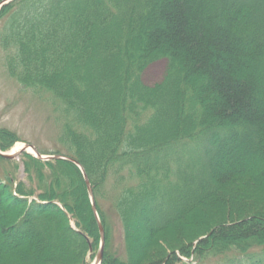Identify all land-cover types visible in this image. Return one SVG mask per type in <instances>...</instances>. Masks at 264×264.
<instances>
[{
	"label": "trees",
	"instance_id": "obj_1",
	"mask_svg": "<svg viewBox=\"0 0 264 264\" xmlns=\"http://www.w3.org/2000/svg\"><path fill=\"white\" fill-rule=\"evenodd\" d=\"M0 51L56 114L60 148L37 151L83 167L100 264H171L195 237L201 256L264 264L249 253L264 249V0H12ZM161 59L162 79L143 83ZM6 131L0 151L17 140ZM19 156L21 177L0 156V264H85L100 234L82 172ZM212 199L215 216L183 234Z\"/></svg>",
	"mask_w": 264,
	"mask_h": 264
},
{
	"label": "rangeland",
	"instance_id": "obj_2",
	"mask_svg": "<svg viewBox=\"0 0 264 264\" xmlns=\"http://www.w3.org/2000/svg\"><path fill=\"white\" fill-rule=\"evenodd\" d=\"M2 56L0 51V133L6 134V130H8L12 132L9 136L17 139L9 148L2 150V152L7 153L18 145L22 148L25 144L38 146L40 149L49 151L58 148L59 144L57 143V127L55 121L56 114H54L55 112L52 109V105L47 101L40 100L28 90L23 89L13 79L6 76L4 67L2 66ZM165 68L166 61L163 59L149 64L142 72L143 83L152 85L159 82L164 75ZM23 153L33 155L31 151H22L20 154ZM19 157L20 156L15 158V162L18 163L17 174L21 177L24 171L23 162ZM225 196H227V192H225L223 197ZM215 202L216 201L212 199L201 209V213L198 212V214L195 215L193 222L189 220L188 223L190 222V225L187 223L186 226H184L185 230L183 232L185 233L183 234L190 233L191 229H193L192 227L199 225V221L204 220L207 216H215V213L218 211L217 207L214 209V206H212ZM197 208L200 209L199 206ZM185 222H187V220ZM117 230L118 228L116 225L112 236V242L115 244L112 248V252L119 251L122 247L121 236L117 234ZM189 236H192V234H189ZM189 236H184L180 243L186 244L188 240L187 237ZM202 238L203 237L192 238L193 241H191L189 245V257H183L179 250L176 249L177 246L171 251L167 250L169 254H171V264H246V261L242 259L243 255L234 256V254H230L232 252L220 256H208V254L205 256L199 255L195 250H197V244ZM99 248L100 245L97 250L91 249L88 252L85 258V264H94ZM262 250L264 249L257 246L251 249L249 253L258 254V251L262 252ZM259 254L260 256H258L264 261L262 253Z\"/></svg>",
	"mask_w": 264,
	"mask_h": 264
},
{
	"label": "water",
	"instance_id": "obj_3",
	"mask_svg": "<svg viewBox=\"0 0 264 264\" xmlns=\"http://www.w3.org/2000/svg\"><path fill=\"white\" fill-rule=\"evenodd\" d=\"M9 1H12V0H1L0 1V7L2 5H4V4L8 3ZM22 151L23 152L31 151L33 153V155H35L36 157H38L40 159H44V160H47V159H50V158L65 159V160L70 161L71 163H73L74 165H76L80 169V171L83 174L84 181H85L88 193H89L90 201H91V204H92V210L94 212L95 218H96L97 223H98L99 234H100V248H99V252H98V254H97L96 258H95L94 264H100L101 256H102V252H103V245H104V231H103V228L101 226L99 217H98L97 212H96L91 185L89 183V180H88V178H87V176H86L81 164L77 160H75V159H73L71 157H67V156H62V155H41L37 151L35 146L29 145V144H25L21 148V150L18 151L17 153L9 154V153H5V152L0 151V156L5 157V158L15 159L16 157H18L20 155V153Z\"/></svg>",
	"mask_w": 264,
	"mask_h": 264
},
{
	"label": "bare ground",
	"instance_id": "obj_4",
	"mask_svg": "<svg viewBox=\"0 0 264 264\" xmlns=\"http://www.w3.org/2000/svg\"><path fill=\"white\" fill-rule=\"evenodd\" d=\"M20 148H21V146L18 145V146H16V147H13V148H12L9 152H7V153H9V154L17 153V152L20 150Z\"/></svg>",
	"mask_w": 264,
	"mask_h": 264
}]
</instances>
